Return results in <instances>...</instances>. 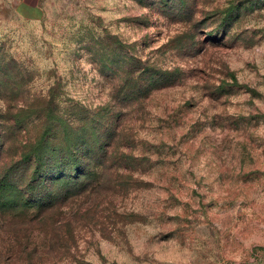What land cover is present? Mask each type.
Listing matches in <instances>:
<instances>
[{
  "label": "rangeland",
  "instance_id": "374dc122",
  "mask_svg": "<svg viewBox=\"0 0 264 264\" xmlns=\"http://www.w3.org/2000/svg\"><path fill=\"white\" fill-rule=\"evenodd\" d=\"M0 7V264H264V0Z\"/></svg>",
  "mask_w": 264,
  "mask_h": 264
},
{
  "label": "crops",
  "instance_id": "0c3cea01",
  "mask_svg": "<svg viewBox=\"0 0 264 264\" xmlns=\"http://www.w3.org/2000/svg\"><path fill=\"white\" fill-rule=\"evenodd\" d=\"M39 0H0V7H12L21 17H32L39 7Z\"/></svg>",
  "mask_w": 264,
  "mask_h": 264
}]
</instances>
